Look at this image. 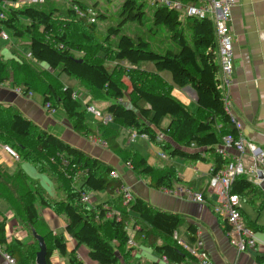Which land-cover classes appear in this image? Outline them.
Instances as JSON below:
<instances>
[{
	"label": "trees",
	"instance_id": "1",
	"mask_svg": "<svg viewBox=\"0 0 264 264\" xmlns=\"http://www.w3.org/2000/svg\"><path fill=\"white\" fill-rule=\"evenodd\" d=\"M3 1L0 0V11L4 12V17L0 16V33L9 29L13 37L28 40L30 57L47 67H37L23 56L5 58L0 51V82L11 81L24 94H40L44 106L50 103L51 110L62 108L77 132L106 141L109 148L137 174L150 177V184L155 188H173L182 182L176 167L169 165L160 169L150 164L136 149L121 147L117 141L121 132L112 124L97 120L91 125L86 108L76 97L77 90L61 80L63 73L77 79L96 101H108L103 111L112 114L115 123L130 133L148 134L149 140L168 157L205 159L202 153L208 150L215 160L213 166L216 170L232 160L217 151V144L224 136L238 137L239 130L223 101L220 65L216 59L215 24L209 17L188 15L186 10L183 16L181 11L185 5L197 0H169L171 3L180 2L181 8L174 7L167 0H154L153 23L165 25L180 48L169 49L164 54L151 49L143 37L135 38L128 34H122L114 47L110 38L120 29L113 26L107 28L109 34L106 39H99L98 18L106 16L93 14L95 9L84 5L82 0H71L72 6L67 8L65 17L58 15V7H46L44 3L47 0L33 1L20 8L10 6L6 12L1 7ZM122 3V22L144 23V0H123ZM108 60L116 62L112 70L106 66ZM141 62H152L155 70L141 68L138 66ZM163 71L171 73L173 84L163 77ZM124 77L129 83L124 81ZM174 85H190L197 91V112L191 111L172 94ZM167 117L170 121L163 126L162 122ZM159 132L165 134L161 140L157 139ZM0 142L11 145L20 159L47 173L63 193L61 199H52L23 169L11 174L0 166V198L6 201L18 224L34 236L32 244L19 238L9 241L6 236L7 219L0 217V244L16 264H36L40 250L37 235L42 236L46 243L47 264H52V255L57 249L69 257L71 264H85L76 250L67 251L64 234H55L47 227L37 203L64 216L69 234L79 245H87L91 259L100 264L134 263L136 246L128 242L131 237L128 224L131 221L135 222V242L152 248L160 256L166 255L172 264H199L198 256L175 237V233L179 234V229L187 223L188 237L194 245L199 239L197 223L187 222L182 215L157 208L141 197L125 204L123 196L118 194L123 180L110 176L115 170L113 166L69 144L17 108L1 102ZM193 143L202 149L187 150ZM65 159L67 164L63 162ZM99 191L109 194L107 203L94 207L83 202V194ZM231 191L240 196L241 202L246 201L259 212L264 210V188L246 173L236 177ZM202 193L208 199L207 194ZM240 208L249 228L255 232L264 231V225L249 218L242 204ZM109 209L115 212L112 218L107 216ZM227 225L229 231L228 222ZM258 260L264 262V255H260Z\"/></svg>",
	"mask_w": 264,
	"mask_h": 264
},
{
	"label": "crops",
	"instance_id": "2",
	"mask_svg": "<svg viewBox=\"0 0 264 264\" xmlns=\"http://www.w3.org/2000/svg\"><path fill=\"white\" fill-rule=\"evenodd\" d=\"M230 25L234 38V70L232 85L229 89L231 110L243 124L242 134L245 141L253 142L264 149V0H236V4L232 10ZM7 54H10L8 58H19V56H22L20 48L14 45ZM216 59L220 65L219 55H217ZM114 63L116 64V62ZM148 63L151 64L149 66L146 64L142 65L141 68L154 71L155 65L152 62ZM43 64L42 67H47L45 63ZM161 74L170 84H173V79L171 80L164 71ZM65 84L77 90L78 99L84 103V106L85 103L92 104V100L90 101V99L94 98L80 83L76 86L70 83ZM172 94L187 105L191 111H198V94L192 86L179 87L174 85ZM94 101L99 104L102 110L108 104V101L105 100L96 101L94 99ZM0 102L17 108L26 117L46 129L53 130L55 128L56 133L64 141L113 166L119 172V178L123 180V184L131 190L134 198L141 197L157 208L182 215L187 222L197 223L199 225L198 238L204 243L203 249L206 250L217 264H264V262L258 260L260 255H264V235L256 234L258 239L256 247L249 248L244 252L239 251L231 243L226 219L215 213L213 209L216 195L210 192V190L208 191V185L211 177L210 169L213 167L215 160L210 151L207 150L202 153L205 159L200 158L196 160L187 159L182 156L163 157L161 156L163 152L161 148L156 151L150 149V157L141 154L147 158L150 164L160 169L174 165L182 178V182L176 184L175 187L183 186L198 192L204 191L208 196L206 202L189 200L185 196L166 193L163 190L164 187L158 189L151 186V178L137 174L114 150L109 148L106 141L96 136L85 137L77 132L65 112H62V115H57L60 109L54 111L47 110L43 100L35 98V93L32 92L31 95L29 93L24 94L19 92L11 81L0 82ZM93 116L95 117L93 121H89L87 117L91 125H94L97 120H101L94 114ZM169 121L168 117L164 118L162 125L167 126ZM111 124L121 132L120 137L117 139L121 147L126 146L131 148L130 146L132 143L134 144L138 137H141L145 143H151L149 139L142 136H138L134 141H131L129 130L124 129L119 123L113 122ZM219 144H217V147ZM201 149V147L197 145L192 146L191 144L187 150L194 151ZM227 150L231 157L242 160L247 175L264 188L262 170L258 169L254 155L251 152L241 154L235 148H228ZM22 161L26 160L14 158L4 150L3 143L0 142L1 168L11 174L20 168L28 171V168L25 170L23 168L24 165H21ZM121 161L125 163V166L122 167ZM42 189L45 191L44 188ZM57 194L59 196L58 191ZM91 196L93 202L89 205L94 207L101 203H107L110 198L106 191H99L93 193ZM241 204L246 210L247 216L258 222L260 213L255 218L250 214L247 207L252 205L244 200H242ZM37 208L47 227L53 230L55 234L65 235L68 252L76 250L78 256L85 264H100L89 257L88 246L85 248L83 244L79 245L77 240L69 234L67 231V221L64 216L58 215L52 208L40 203H37ZM253 208L259 212L254 206ZM0 213L2 214L0 217L4 216L7 219L6 236L9 241L19 238L28 244L34 242L33 234L18 224L12 210L2 198H0ZM262 224L264 225V223ZM134 225V221L128 224V230L132 236H134V230H136ZM187 225L186 223L181 228L188 237ZM131 226L133 227L132 231H130ZM135 246L136 248L133 250L135 260L133 264H154V262L159 260L160 254L152 248L139 241L135 242ZM144 255L145 257H143ZM51 262L52 264H71L69 257L63 255L58 249L53 252ZM0 264H16L11 263L8 259L3 244H0Z\"/></svg>",
	"mask_w": 264,
	"mask_h": 264
},
{
	"label": "built area",
	"instance_id": "3",
	"mask_svg": "<svg viewBox=\"0 0 264 264\" xmlns=\"http://www.w3.org/2000/svg\"><path fill=\"white\" fill-rule=\"evenodd\" d=\"M37 0H22L14 2L11 0H5L2 2L4 6H11L15 3H31ZM45 0H38V2H44ZM167 3H171L169 0ZM176 8H181L182 4L180 2L171 3ZM236 0H197L194 3L185 5L186 12L188 15H195L200 18L209 17L215 24L216 34H217V47L216 54L220 57V87L224 91L223 101L225 103V108L231 119L235 123L237 129L239 130L238 137H235L231 134L223 137L222 143L218 145L217 151L222 153L224 156H230L228 153V148H235L241 154L244 152H251L254 155V159L258 166V169L262 170V176L264 177V149L259 147L253 142H246L242 134L243 124L238 118L233 114L230 106L229 100V89L232 85L233 80V70H234V38L231 30V17L232 10ZM81 15L82 12L79 11ZM0 16L4 17V14L0 12ZM93 21L94 18H91ZM1 37L5 41L10 40L9 34L2 30L0 33ZM19 92H22L21 88H17ZM23 93V92H22ZM32 92H29L31 95ZM77 98L79 95L77 93ZM85 108L87 111L94 114L97 118H100L104 123L111 124L114 122V117L110 113H105L101 108L95 106L94 104L85 103ZM45 108L49 111H54L50 109V103L45 105ZM142 136L149 139L148 134L143 133L139 134L138 132L130 133V140L134 141L136 137ZM164 137L163 132H159L157 139L161 140ZM192 146H196L194 143ZM3 148L10 155L16 159H20L18 152L9 144H3ZM161 156L168 157L165 152L161 153ZM232 160L223 168L215 169L214 166L210 169V181L208 185V191L216 195V202L213 204V209L215 213L222 216L227 220L230 229L228 231L231 243L237 247L241 252L246 251L249 248L256 247L258 239L256 237V232L249 228L246 224L244 215L241 212V198L238 194L232 193L231 186L234 180L238 175L244 174L246 168L240 158L231 157ZM65 164L68 163V160L63 161ZM112 178H119V173L117 170H112L110 173ZM163 190L168 194L181 195L187 197L189 200H194L198 202H206L207 198L203 195L202 192L194 191L191 188L178 186V187H164ZM118 194L123 196L124 203L128 204L131 200L134 199V196L131 190L126 185H122L118 190ZM92 194H83L82 200L84 203L91 204L93 202ZM115 215V212L109 209L107 211V216L112 218ZM120 219V215L117 217ZM175 237L179 239V242L188 248L194 255L198 256L199 264H217L209 254L204 251L200 252L199 249H203V241L198 239L197 242L189 246L179 238L178 233H175ZM129 245L135 246V241L133 236L129 238ZM204 250V249H203ZM7 257L11 263H15V259L11 257L8 253ZM159 264H172L169 258L166 255H161Z\"/></svg>",
	"mask_w": 264,
	"mask_h": 264
},
{
	"label": "rangeland",
	"instance_id": "4",
	"mask_svg": "<svg viewBox=\"0 0 264 264\" xmlns=\"http://www.w3.org/2000/svg\"><path fill=\"white\" fill-rule=\"evenodd\" d=\"M142 1V0H141ZM145 1V19H144V23H141V21H126V22H122L123 20V16L121 15V9H122V5H123V0H82L84 5H88L91 6L95 9V11L93 12V14L95 13H103L105 14V18L99 17L98 18V24H97V29L99 31H97V34H99V39H106L108 37V27L113 26V27H117L120 29L119 33L113 35L110 38V42L112 43V45L114 47H116V44L118 43V40L120 38V36L122 34H128L132 37H138L141 36L143 37L145 40H147L150 43L151 49L159 52V53H166L167 50L171 49V50H179V45L177 43H175V41L173 40V38L171 37V32L167 29V27L165 25H155L153 23V11L155 6L153 5L154 0H144ZM27 4V3H15L14 5H11L14 8H20L22 7V5ZM44 5L48 8L51 7H55V8H59L60 10L58 11V15H61L62 17L66 16V10L67 8L72 6L71 0H47L46 3H44ZM1 7L5 10V12L9 9V6H4L1 3ZM186 10V8H182L181 11L183 13V16H185L184 11ZM4 14L3 11H0ZM10 36V40L9 41H4L0 35V51L1 54H3V56L5 58H8V56L10 54H7V52L10 50V48L14 45V46H18L20 48V53L23 57H25L26 59H28L30 62L34 63L35 66L37 67H42L44 64L42 62H35L30 56H29V46H28V40H19L15 37H13L10 33L9 29H4ZM189 37H190V33H189ZM77 55H80L81 53L76 52ZM148 62H141L140 64H138V66H142V65H147L149 66L151 63ZM114 62L113 61H106V66L108 69H112L114 67ZM124 64V63H122ZM164 73L167 74V76L170 77V79L172 80V75L170 72L168 71H164ZM61 80L64 81V83H70L73 86L78 85V81L72 77H70L69 75L63 73L61 75ZM124 81L129 83V80L127 77H124ZM35 98L38 99H42L41 95L38 93H35ZM92 100V104L94 103L95 106L101 108L99 106V104L97 102L94 101V99H90V101ZM83 108H85L84 103H82ZM102 109V108H101ZM64 110L62 108H60L58 114H63ZM87 117L89 121H93V119L95 118L93 116V114L89 111H87ZM50 131L52 133H56L57 131L55 130V128L52 130L50 129ZM143 139L141 137H138V139L134 142V144L132 143V145L130 146L131 148L136 149L137 151H139L141 154L150 157V149L153 150H159L160 147L157 146L154 143H145L142 141ZM21 165H24V169L26 170V168H28L29 170L27 171V173L29 174V176L36 182H38L40 184V186L42 188L45 189V192H47L48 196L51 197L52 199H60V197H63V193L61 192V190H59L57 188L56 183L49 177V175L47 173L44 172H40L33 163L29 162V161H22ZM121 165L122 167L125 166V163L121 161ZM182 167V166H181ZM119 173V172H118ZM57 191L59 193V196L57 194ZM248 210L250 212V214L252 216H254L255 218L259 215L258 218V224L263 225L262 223H264V211L263 212H257L253 206H247ZM133 227L131 226L130 231H132ZM183 229H179V234L178 236L185 242V244L192 246L193 244L190 242V240L188 239V237L184 234V232L182 231ZM256 234L258 235H264V231H257ZM257 237V236H256ZM83 247H87V245L83 244ZM89 252V251H88ZM90 257V256H89ZM145 257V255L143 256ZM91 258V257H90Z\"/></svg>",
	"mask_w": 264,
	"mask_h": 264
},
{
	"label": "water",
	"instance_id": "5",
	"mask_svg": "<svg viewBox=\"0 0 264 264\" xmlns=\"http://www.w3.org/2000/svg\"><path fill=\"white\" fill-rule=\"evenodd\" d=\"M40 240V250L37 253L36 263L37 264H47L46 262V254H47V246L42 236L37 235Z\"/></svg>",
	"mask_w": 264,
	"mask_h": 264
},
{
	"label": "bare ground",
	"instance_id": "6",
	"mask_svg": "<svg viewBox=\"0 0 264 264\" xmlns=\"http://www.w3.org/2000/svg\"><path fill=\"white\" fill-rule=\"evenodd\" d=\"M100 143V142H99Z\"/></svg>",
	"mask_w": 264,
	"mask_h": 264
}]
</instances>
